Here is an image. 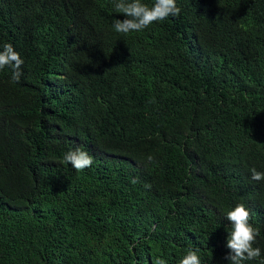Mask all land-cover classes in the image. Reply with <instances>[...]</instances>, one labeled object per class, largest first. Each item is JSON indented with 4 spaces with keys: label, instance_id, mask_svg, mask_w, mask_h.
<instances>
[{
    "label": "trees",
    "instance_id": "trees-1",
    "mask_svg": "<svg viewBox=\"0 0 264 264\" xmlns=\"http://www.w3.org/2000/svg\"><path fill=\"white\" fill-rule=\"evenodd\" d=\"M176 3L121 34L113 0H0V264H224L238 203L264 259V0Z\"/></svg>",
    "mask_w": 264,
    "mask_h": 264
},
{
    "label": "clouds",
    "instance_id": "clouds-1",
    "mask_svg": "<svg viewBox=\"0 0 264 264\" xmlns=\"http://www.w3.org/2000/svg\"><path fill=\"white\" fill-rule=\"evenodd\" d=\"M113 6L115 11L124 17L115 19L113 23L114 30L121 34L139 32L148 28L153 22L162 21L169 16H178L181 12L176 0H153L151 5L144 3L143 0H113ZM22 64V58L10 43L0 48V70L10 68L12 70L11 79L15 82H18L22 75ZM63 159L77 171L91 167L93 163V157L79 147L67 151ZM148 159L152 160V157L149 156ZM250 171L252 180H264V172L257 171L255 168ZM131 182L136 183L137 181L133 179ZM226 217L230 222L231 230L227 235L228 250L224 264H247V261L261 258V248L254 246L260 231L250 223V212L246 206L243 203L236 204L227 212ZM153 264H167V262L158 257ZM178 264H201L198 250H187ZM259 264H264V259H260Z\"/></svg>",
    "mask_w": 264,
    "mask_h": 264
}]
</instances>
